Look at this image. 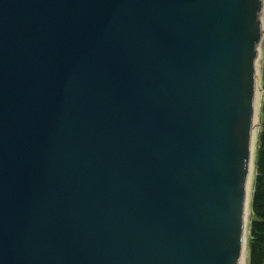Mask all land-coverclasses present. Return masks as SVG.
<instances>
[{
	"label": "water",
	"instance_id": "obj_1",
	"mask_svg": "<svg viewBox=\"0 0 264 264\" xmlns=\"http://www.w3.org/2000/svg\"><path fill=\"white\" fill-rule=\"evenodd\" d=\"M264 0H0V264H241Z\"/></svg>",
	"mask_w": 264,
	"mask_h": 264
},
{
	"label": "trees",
	"instance_id": "obj_2",
	"mask_svg": "<svg viewBox=\"0 0 264 264\" xmlns=\"http://www.w3.org/2000/svg\"><path fill=\"white\" fill-rule=\"evenodd\" d=\"M252 208L251 264H264V124L259 137Z\"/></svg>",
	"mask_w": 264,
	"mask_h": 264
},
{
	"label": "rangeland",
	"instance_id": "obj_3",
	"mask_svg": "<svg viewBox=\"0 0 264 264\" xmlns=\"http://www.w3.org/2000/svg\"><path fill=\"white\" fill-rule=\"evenodd\" d=\"M264 18V14H263ZM264 124V38L260 45V68H259V84H258V93L256 100V119L254 127V136H253V168L251 170L250 176V186H249V198L250 205L248 208V215L246 218V254H245V264H251V225L254 220V213L252 208V199L254 192V183L256 178V158L259 148V137L263 129Z\"/></svg>",
	"mask_w": 264,
	"mask_h": 264
},
{
	"label": "bare ground",
	"instance_id": "obj_4",
	"mask_svg": "<svg viewBox=\"0 0 264 264\" xmlns=\"http://www.w3.org/2000/svg\"><path fill=\"white\" fill-rule=\"evenodd\" d=\"M252 148H253V146H252ZM245 229H246V220H245V226H244V237H243L244 239H243V251H242L241 264H245V254H246V236H245Z\"/></svg>",
	"mask_w": 264,
	"mask_h": 264
}]
</instances>
